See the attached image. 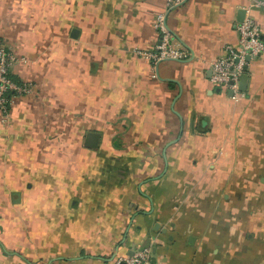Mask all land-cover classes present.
I'll list each match as a JSON object with an SVG mask.
<instances>
[{
    "label": "crops",
    "instance_id": "0c3cea01",
    "mask_svg": "<svg viewBox=\"0 0 264 264\" xmlns=\"http://www.w3.org/2000/svg\"><path fill=\"white\" fill-rule=\"evenodd\" d=\"M239 9L264 40V0H0L35 85L0 110V264H264V54L237 94L210 80ZM161 11L187 55L153 63Z\"/></svg>",
    "mask_w": 264,
    "mask_h": 264
},
{
    "label": "built area",
    "instance_id": "2783aa9c",
    "mask_svg": "<svg viewBox=\"0 0 264 264\" xmlns=\"http://www.w3.org/2000/svg\"><path fill=\"white\" fill-rule=\"evenodd\" d=\"M183 0H166V10L170 6L181 3ZM165 11L156 13L154 28L157 35V44L150 51L139 50L136 52L142 57L157 63L166 59H182L187 52L181 47L172 44L171 33L165 22ZM238 46L224 47V53L211 61V83L223 91L239 93V78L245 71L250 59L264 54V40L257 22L249 15L237 25ZM249 58V60H248ZM19 57L11 50L0 46V110L4 118L8 114L10 95L30 94L35 85L30 82H16L11 79L9 69ZM242 95V94H241ZM112 264H153L146 248H139L130 256L118 257Z\"/></svg>",
    "mask_w": 264,
    "mask_h": 264
},
{
    "label": "water",
    "instance_id": "95a60500",
    "mask_svg": "<svg viewBox=\"0 0 264 264\" xmlns=\"http://www.w3.org/2000/svg\"><path fill=\"white\" fill-rule=\"evenodd\" d=\"M244 13H245L244 9H239L238 15L240 16L239 17L240 21L243 20ZM76 34H77V30L73 29L71 31V37L75 38ZM248 60H249V58H248ZM246 80H247V73H246V68H245V71L240 75V78H239V88H240V90H244L245 89ZM228 93L231 94V91H229ZM97 142H98V134L97 133H93V132L87 133V135L85 137V145L86 146H88V147H96Z\"/></svg>",
    "mask_w": 264,
    "mask_h": 264
}]
</instances>
